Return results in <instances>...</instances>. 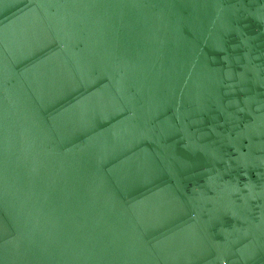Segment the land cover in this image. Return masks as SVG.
<instances>
[{
	"label": "water",
	"instance_id": "obj_1",
	"mask_svg": "<svg viewBox=\"0 0 264 264\" xmlns=\"http://www.w3.org/2000/svg\"><path fill=\"white\" fill-rule=\"evenodd\" d=\"M0 264H264V0H0Z\"/></svg>",
	"mask_w": 264,
	"mask_h": 264
}]
</instances>
